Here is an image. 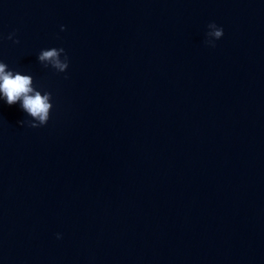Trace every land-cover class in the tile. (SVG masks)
<instances>
[{"label": "water", "instance_id": "1", "mask_svg": "<svg viewBox=\"0 0 264 264\" xmlns=\"http://www.w3.org/2000/svg\"><path fill=\"white\" fill-rule=\"evenodd\" d=\"M0 62V264H264V0H0Z\"/></svg>", "mask_w": 264, "mask_h": 264}, {"label": "clouds", "instance_id": "2", "mask_svg": "<svg viewBox=\"0 0 264 264\" xmlns=\"http://www.w3.org/2000/svg\"><path fill=\"white\" fill-rule=\"evenodd\" d=\"M209 31L207 36L214 39H219L223 35V28L217 27L212 22L208 25ZM61 30H64V26L61 25ZM13 34H9L8 39H12ZM214 39H210L207 42L213 47ZM18 43L19 41H14ZM64 53V58L61 59V54ZM38 60L45 66L49 65L56 69L58 72H64L68 68V56L65 53L64 48H50L42 49L38 55ZM7 64L0 62V94L6 98L8 105H13L17 101H21V107L33 118L31 121H27L29 127L38 128L47 124L50 115V109L52 103L49 102L51 93L41 92L33 87V78L31 75H22L19 71L13 70L5 71ZM23 125L25 121H18ZM59 236V234H57Z\"/></svg>", "mask_w": 264, "mask_h": 264}]
</instances>
